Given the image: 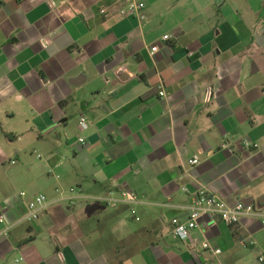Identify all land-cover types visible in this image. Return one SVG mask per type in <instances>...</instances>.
Wrapping results in <instances>:
<instances>
[{
    "label": "crops",
    "instance_id": "crops-1",
    "mask_svg": "<svg viewBox=\"0 0 264 264\" xmlns=\"http://www.w3.org/2000/svg\"><path fill=\"white\" fill-rule=\"evenodd\" d=\"M140 1L143 20L124 0H0V210L60 200L0 237V264H264L258 220L171 234L199 188L264 211V0ZM72 188H129L141 221Z\"/></svg>",
    "mask_w": 264,
    "mask_h": 264
},
{
    "label": "built area",
    "instance_id": "built-area-1",
    "mask_svg": "<svg viewBox=\"0 0 264 264\" xmlns=\"http://www.w3.org/2000/svg\"><path fill=\"white\" fill-rule=\"evenodd\" d=\"M145 9L146 4L140 0H124V6L120 10V15L123 18L134 17L143 20L145 19ZM100 13L105 15L107 10L102 9ZM170 39L171 36L169 35L163 37L164 41ZM151 51L155 54L159 51V47L154 46ZM160 95L162 97L166 96L163 88L160 91ZM78 124L83 132L87 131L90 127L88 119L84 116L79 118ZM85 142L83 137L79 139L81 145H84ZM15 163L12 162V164ZM189 164L196 166L199 164V160L197 158L192 159L189 161ZM184 191L187 193L190 192L188 188H185ZM193 195V204L189 207L179 208L178 210L182 212V215L172 220L171 234L177 241L183 243L190 242L194 232L199 230L201 221L205 219L222 222L231 227L241 224L244 219L258 220L264 225V211L260 210L255 204H248L241 201L231 206L218 194L203 188L195 190ZM21 196L26 198L27 194L21 193ZM89 200L97 202L104 209L116 210L124 208L129 212L130 218L133 221H141L138 209L144 203L139 200L136 192L129 188L121 189L119 192L111 191L98 197H90L85 193L79 192L76 188H72L69 191L67 199L63 201H66L70 206L74 207L80 202ZM59 201V199H49L44 194L35 195L27 203V211L24 216L13 222L8 219L7 214L3 210H0V237H7L12 229L21 224L39 220L49 209L57 205ZM201 246L204 251L212 255L222 254L220 248L213 246L208 241H203ZM259 261L264 262V257H261Z\"/></svg>",
    "mask_w": 264,
    "mask_h": 264
}]
</instances>
